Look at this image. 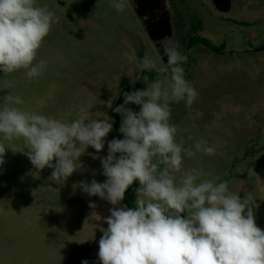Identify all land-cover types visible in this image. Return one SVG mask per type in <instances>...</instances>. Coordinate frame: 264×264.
<instances>
[{
  "label": "rangeland",
  "instance_id": "rangeland-1",
  "mask_svg": "<svg viewBox=\"0 0 264 264\" xmlns=\"http://www.w3.org/2000/svg\"><path fill=\"white\" fill-rule=\"evenodd\" d=\"M113 2L118 0H37L54 13L36 58L46 62L45 70L31 81L24 70L0 71V104L11 93L24 100L17 107L50 117L73 119L87 108L99 119L116 120L104 149L97 154L89 147L81 167L60 184L50 180L53 169L32 165L22 140L12 142L17 151L6 148L0 165V264H102L101 229H107L113 205L79 187L107 179L101 159L87 153L104 158L108 142L124 138L115 109L124 105V93L135 87L138 80L133 84L132 78L139 71L124 53L163 63L133 0H125L123 11ZM166 6L172 35L163 43L187 56L185 78L197 92L191 107L184 101L170 104L169 122L185 148L194 149L199 141L216 148L214 155L185 157L183 170H202L208 174L204 179L219 177L217 182L226 181L241 199L254 196L256 224L264 230V0H231L228 12H218L211 0H166ZM198 38L211 49L195 42ZM146 88L143 83L139 90ZM125 107L140 111L135 104ZM138 188L134 181L117 207L134 208Z\"/></svg>",
  "mask_w": 264,
  "mask_h": 264
},
{
  "label": "clouds",
  "instance_id": "clouds-1",
  "mask_svg": "<svg viewBox=\"0 0 264 264\" xmlns=\"http://www.w3.org/2000/svg\"><path fill=\"white\" fill-rule=\"evenodd\" d=\"M112 7L123 11L126 2L118 0ZM53 21L54 13L37 0H0L4 75L24 70L29 81L42 75L46 62L36 58ZM163 51L167 63L159 66L147 55L124 53L139 68L133 84L142 79L147 88L124 93V105L115 109L122 116L119 131L124 138L109 141L104 158L87 153L101 159L107 179L80 182L79 187L113 205L105 218L108 227L101 229L99 259L102 264H264V230L256 224L254 196L241 199L226 181L217 182L219 177L204 179L208 174L202 170H183L185 157L214 155L216 148L206 141L194 149L177 142V127L169 122L170 104L184 101L191 107L197 92L185 78L187 56L167 44ZM153 72L154 79L143 74ZM23 104L22 97L11 93L0 104V165L6 148L15 152L12 142L22 140L32 165L53 169L50 180L57 184L81 167L80 157L89 147L100 153L113 128L111 118L99 119L87 108L73 119H58L17 107ZM128 104L140 106V111L125 107ZM134 181H139L135 207H117Z\"/></svg>",
  "mask_w": 264,
  "mask_h": 264
},
{
  "label": "trees",
  "instance_id": "trees-1",
  "mask_svg": "<svg viewBox=\"0 0 264 264\" xmlns=\"http://www.w3.org/2000/svg\"><path fill=\"white\" fill-rule=\"evenodd\" d=\"M214 8L218 12H228L231 7V0H211ZM133 9L135 15L141 20L148 38L154 43L158 50V54L163 63H167V57L164 56V40H167L172 35V24L169 10L166 6V0H133ZM189 39V38H188ZM186 39L183 41L184 45ZM195 42L203 46H209L205 39L198 38ZM149 76H155V73H143ZM143 80H138L135 87L130 91L139 90L143 84ZM116 125L115 117H113ZM133 208L132 205H128Z\"/></svg>",
  "mask_w": 264,
  "mask_h": 264
}]
</instances>
